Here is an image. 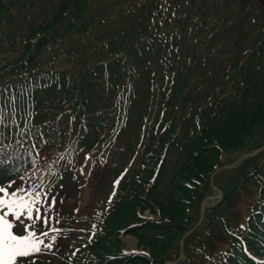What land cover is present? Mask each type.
I'll use <instances>...</instances> for the list:
<instances>
[{
    "label": "trees",
    "instance_id": "16d2710c",
    "mask_svg": "<svg viewBox=\"0 0 264 264\" xmlns=\"http://www.w3.org/2000/svg\"><path fill=\"white\" fill-rule=\"evenodd\" d=\"M243 1L223 4L230 15L217 0H0V186L45 178L76 190L72 177L95 165L100 185L111 180L81 217L82 232L100 226L84 252L48 264L171 261L188 221L172 200L179 184L199 182L203 197L229 151L264 143V14ZM261 155L237 182L257 186L259 214L230 229L264 256ZM145 209L168 223L140 218ZM128 227L148 254L120 251Z\"/></svg>",
    "mask_w": 264,
    "mask_h": 264
},
{
    "label": "rangeland",
    "instance_id": "374dc122",
    "mask_svg": "<svg viewBox=\"0 0 264 264\" xmlns=\"http://www.w3.org/2000/svg\"><path fill=\"white\" fill-rule=\"evenodd\" d=\"M217 1L220 3V7L222 8L221 10L224 12V14L225 11H228L231 12L230 15H236L237 9H231V7L230 9H228V7H225L223 9V4L229 2L230 0ZM235 2L238 3L244 1L235 0ZM254 4L256 5V11L253 12L256 14V16H260V14H262V9L264 8V6H261L257 0H254ZM254 149H251L247 152H250ZM233 153L234 151H229V154L224 159V164L234 165L237 162L241 154ZM262 153H264V146L248 159L254 158L253 164H261L263 163V155L260 156V154ZM245 162L246 161L242 162L240 166H238L234 170H232L233 168L222 169V174L220 175L218 182L215 184L220 192L219 195H214V193H212L211 191H207L202 197L201 184L199 182L197 184H191L193 181L191 183L183 181L184 183H180L181 185L179 184V187H181H178V189L175 190L172 200L174 201V205L181 206L183 204L185 212L187 213L188 221H185L186 226L183 227L184 232L176 239V244L178 245L170 251V255H168L167 257L171 259L170 264H212V262L215 261L216 253L219 251H222V253H220V257L218 258L222 259L226 257V260L230 258V256H227V254L230 253H228L226 249L228 248L231 239L232 241L237 240L236 235H231L230 227L234 228L236 226L244 225L247 220H250L252 217L257 216L259 214L255 213L254 215H252L251 213L255 210L256 205V198L251 195L253 192H256L257 186L255 184H252L253 188L256 187V190L252 191L250 190V180L247 182L246 185L241 186V188L240 183H237L241 175L244 176L251 170H248V164L245 166H241ZM66 168L67 167L65 166L62 167L59 172H64ZM91 174L92 177H88L87 179L84 172L83 174H80L79 179L80 182L83 184L79 186V190L75 193V198L69 199L66 202H63L61 205H58L55 202L53 203V200H49L48 198L45 199L49 190H40L41 200L40 203L36 205V207L40 208V210H43L44 214L42 216L40 214L41 219L36 220L37 226L42 228L43 230H48L49 227L63 228L67 226L66 221L83 220V218H81L83 216L81 215L85 214L88 209L93 206L98 207L100 204H103L110 191L111 180L109 186L108 183L100 185V178L102 172L99 170V167H96L91 172ZM214 179H218V175ZM247 180L248 179L246 178V181ZM14 181H18V183L15 184V186L11 189L13 191L16 187L22 188L26 191H37L35 187L31 188V186H28V184H26L25 182H21L20 178L15 179ZM40 183L44 185L46 183V180L43 179ZM182 186H185V188H187L188 190H183ZM24 194V192L19 193V195ZM0 195H2V193H0ZM205 201L207 204H204ZM50 204L52 205L51 207H49ZM74 207L79 211L78 215L80 216L75 219L70 218L69 215L65 217L64 215L67 213V211L73 212ZM5 211L7 210L0 209V215H2ZM193 215L194 219L192 220L191 217ZM125 216L126 215H123V217ZM138 216L152 217L154 219L158 217L157 214H153L148 209L142 210L141 215ZM159 217H161L162 220H165V224L168 223L165 217H162L160 214ZM12 218V214H9L7 217L9 222L13 225L12 230L14 231V234H26L25 232L17 231L16 225L12 222ZM45 221L47 222L45 223ZM170 228L172 235H175L177 232L180 231V229L173 228L172 226H170ZM118 229L121 230L118 231L116 237H118L122 242V246H120L122 250H126L129 252L148 251L147 248H145L142 244L138 243L139 239H137V237L133 236L128 232L130 229ZM29 230L32 229L29 228ZM216 230L217 232L214 233V231ZM51 236H56V241L63 239L60 238L61 235L57 234V232H50L48 237H41L42 240L46 239L47 241H44V243L40 246V250L38 252H33L28 257H17L16 264H41L42 262L44 264H48L50 259L56 257L55 255L57 254L58 250L56 242L54 243L53 247L47 246L51 242ZM195 236H197L199 239L196 240ZM183 238L185 239V245L183 248L184 254L181 255L182 253L179 250V247ZM110 244L111 243H109V245ZM60 246L63 247V244L60 243ZM246 246L248 247V244ZM243 249L246 250V248L244 247ZM76 250L77 252H79L81 249ZM110 250H113L112 246H110ZM44 251H46V255H44ZM253 252L254 254H257L255 251ZM173 254H176V257ZM230 255L232 258V254ZM164 259H162L161 261H163ZM261 261H264V257L261 258ZM163 264H166V262Z\"/></svg>",
    "mask_w": 264,
    "mask_h": 264
},
{
    "label": "snow or ice",
    "instance_id": "6c2138e0",
    "mask_svg": "<svg viewBox=\"0 0 264 264\" xmlns=\"http://www.w3.org/2000/svg\"><path fill=\"white\" fill-rule=\"evenodd\" d=\"M6 160L0 159V165H5ZM0 168V171H3ZM15 181L11 182L7 187H0V209H6L0 215V264H16L17 257H28L33 252H38L40 246L44 243L41 237H48L50 232H59V229L49 227L48 230H43L37 225H17V231L25 232L26 234H14L13 225L7 219L9 214L20 216L25 214L28 219L32 220L33 212L35 211L36 220H40V208L36 207L40 203V191H26L15 186ZM24 192V195L19 193ZM53 199V203H54ZM52 205L50 204L49 207ZM50 219V217H49ZM47 221H45L46 223ZM31 228L32 230H29ZM57 237L51 236L48 247H53Z\"/></svg>",
    "mask_w": 264,
    "mask_h": 264
}]
</instances>
